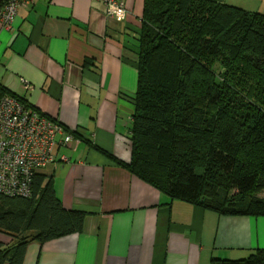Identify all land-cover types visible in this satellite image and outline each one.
I'll return each mask as SVG.
<instances>
[{"label": "crops", "instance_id": "obj_1", "mask_svg": "<svg viewBox=\"0 0 264 264\" xmlns=\"http://www.w3.org/2000/svg\"><path fill=\"white\" fill-rule=\"evenodd\" d=\"M120 1L124 20L100 0H28L10 28L0 24V86L81 138L38 173L65 209L85 212L83 229L30 241L22 264H211L264 249V215L171 199L100 151L131 159L144 0ZM210 1L264 13V0Z\"/></svg>", "mask_w": 264, "mask_h": 264}, {"label": "trees", "instance_id": "obj_2", "mask_svg": "<svg viewBox=\"0 0 264 264\" xmlns=\"http://www.w3.org/2000/svg\"><path fill=\"white\" fill-rule=\"evenodd\" d=\"M137 53L131 159L100 151L171 199L264 215V13L210 0H144ZM5 93L29 104L0 86ZM85 215L65 209L40 173L28 196L0 193V233L9 239L0 241V264H22L30 241L81 232ZM211 264H264V249Z\"/></svg>", "mask_w": 264, "mask_h": 264}, {"label": "built area", "instance_id": "obj_3", "mask_svg": "<svg viewBox=\"0 0 264 264\" xmlns=\"http://www.w3.org/2000/svg\"><path fill=\"white\" fill-rule=\"evenodd\" d=\"M109 18L124 20L120 0H100ZM28 0H4L0 24L10 28L18 9ZM24 84V83H23ZM28 87L27 84H24ZM53 118L10 94H0V193L28 196L35 173L56 162V148L70 144L74 136ZM66 160V157H62Z\"/></svg>", "mask_w": 264, "mask_h": 264}, {"label": "rangeland", "instance_id": "obj_4", "mask_svg": "<svg viewBox=\"0 0 264 264\" xmlns=\"http://www.w3.org/2000/svg\"><path fill=\"white\" fill-rule=\"evenodd\" d=\"M260 196H264V193L260 194Z\"/></svg>", "mask_w": 264, "mask_h": 264}]
</instances>
